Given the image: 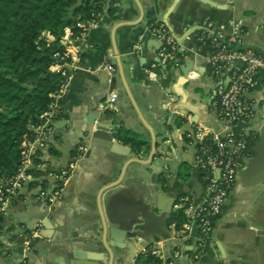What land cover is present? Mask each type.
Returning <instances> with one entry per match:
<instances>
[{"label":"crops","instance_id":"obj_1","mask_svg":"<svg viewBox=\"0 0 264 264\" xmlns=\"http://www.w3.org/2000/svg\"><path fill=\"white\" fill-rule=\"evenodd\" d=\"M173 3L174 0H104L95 28L82 35L67 34L72 52L66 68L72 77L60 99L53 134L40 151V160L46 165L47 162L51 165L52 160L57 166L72 145L83 144L81 129L85 121L98 112L112 119L113 129L132 130L145 144L135 152L118 141L134 151L136 157L108 149L91 152L88 159L82 160V165H76L61 197L50 208L46 205L44 208L36 199L48 176L32 174L30 183L25 182L19 189V198L13 199L0 216V264H66L69 251L73 252L71 254L77 251L72 249L74 241L70 233L75 229L101 230L104 222L111 243L125 242L120 221L134 206L144 208L149 215L147 229L151 236L146 240L138 237L139 243L144 241L140 253L160 243L168 259L175 247L182 246L188 252L171 259L170 264H264V181L248 187L235 181L214 223L215 240L210 236L197 258L193 257V245L174 237L176 227L169 220L173 212L179 211L177 197L181 194L198 196L203 186L202 173L193 164L195 148L183 132L195 124L220 126L209 108L217 84L207 64L212 50L200 45L198 29L205 19L225 34L239 27L243 31L244 47L264 54V0H179ZM158 22L166 25L181 48L165 65L158 57L161 42L149 31V26ZM105 54L111 55L115 65L112 73L99 66ZM180 66L188 69L186 74H182ZM110 90L118 93L115 107L100 112L99 107ZM206 94L208 98L204 97ZM251 96L258 104L263 98L260 81L253 85ZM263 124L262 116L250 122L258 131L250 145L251 154L238 171L248 166L251 159L258 158L260 164L264 161L262 153L255 150ZM154 142L151 164H156L162 153H166L164 157L172 163V174L168 177L155 174L150 164L134 161L147 160ZM186 187L189 189L185 190ZM34 194L35 197L27 199ZM46 213L49 220L44 218ZM74 216L80 219L74 221ZM41 222L50 227L41 228L42 235L31 248L14 242L22 235L19 230L35 228ZM166 232L167 236L163 237ZM51 235L50 239L43 237ZM10 236H14L11 242ZM3 240L10 245L5 246ZM92 243L96 241L93 239ZM135 251L128 249L122 256L123 262L118 264H131L137 255ZM94 256L95 252H87L86 258H77L83 263H93Z\"/></svg>","mask_w":264,"mask_h":264},{"label":"built area","instance_id":"obj_2","mask_svg":"<svg viewBox=\"0 0 264 264\" xmlns=\"http://www.w3.org/2000/svg\"><path fill=\"white\" fill-rule=\"evenodd\" d=\"M80 28L77 33L84 34L87 30L97 26V17H91L85 24L77 22ZM151 34L161 42L158 51L160 63L165 65L181 48L175 41L166 25L162 22L149 26ZM70 28L64 29L59 38L62 51H56L53 56L56 61L50 70L60 72L62 79L58 88L49 94L51 101L47 110L40 114L38 123L28 124V133L24 134L20 144L21 162L17 172L10 178L0 179V216L8 209L9 204L19 193L25 182L32 178L27 170L32 166L44 167L40 160V151L47 145L53 134V120L60 108V99L67 87L72 73L66 68L71 61V50L67 43V34ZM243 31L236 27L230 34L214 27L212 21L205 19L198 29V42L202 46L211 48L207 56L209 74L217 80L214 95L210 102V110L219 122V128L210 125L195 124L183 132L185 138L194 146L193 164L202 173V191L198 196L181 194L177 197V208L182 213L183 222L179 228L175 223L174 237L188 241L193 245V257L197 258L203 252L204 245L210 240L214 223L220 216L225 200L236 181L238 169L250 156V145L257 135V128L250 126V122L263 115L257 103L252 98V88L256 81H260L264 97V57L251 48H246L242 42ZM53 40V37H50ZM139 48L138 45L135 46ZM108 73L115 71L111 55L105 54L99 65ZM111 82V78H108ZM118 93L110 90L99 107L100 112L112 110ZM112 131V126L109 127ZM84 145H79L77 153L72 157L67 168L55 173L49 171L47 176L60 179L57 189L48 192L46 188L39 191L36 196L38 202L50 208L61 197L65 185L70 180L73 170L83 157ZM39 159L38 163L35 160ZM193 227L197 233L192 240ZM42 226L32 231L24 240L23 245L31 248L40 237ZM3 244L10 242L3 240ZM141 253L153 255L154 260L148 264H170L171 259L188 254L185 248L172 249L171 259L167 258L162 244L148 246Z\"/></svg>","mask_w":264,"mask_h":264},{"label":"trees","instance_id":"obj_3","mask_svg":"<svg viewBox=\"0 0 264 264\" xmlns=\"http://www.w3.org/2000/svg\"><path fill=\"white\" fill-rule=\"evenodd\" d=\"M103 3L104 0H0V179L17 172L20 144L29 132L27 126L40 122V114L51 101L49 94L62 79L60 72L50 68L56 61L53 54L62 51L59 38L64 29L80 31L76 23L85 24L91 17L100 16ZM113 137L135 152L145 144L132 130L118 128ZM78 146L71 150L68 164ZM38 162L36 159L35 163ZM53 167L47 162L44 169L35 167L27 171L46 176L49 171L58 173L64 169ZM60 183V179L45 177L39 191H53ZM169 220L179 228L182 213L173 212ZM152 260L153 255L139 253L131 264H148Z\"/></svg>","mask_w":264,"mask_h":264},{"label":"water","instance_id":"obj_4","mask_svg":"<svg viewBox=\"0 0 264 264\" xmlns=\"http://www.w3.org/2000/svg\"><path fill=\"white\" fill-rule=\"evenodd\" d=\"M179 0H174L173 5ZM173 5L171 6L173 8ZM171 8V9H172ZM264 57V54H261ZM118 67L120 70H122L121 64L117 63ZM180 69L182 71V74L187 73V68L180 66ZM126 89L128 91V88L126 86ZM257 106L259 108L260 106V111L262 110L264 112V97L261 99L259 104L257 103ZM95 115L93 116L92 119H87L86 125L81 129L82 131V136L81 141L85 147V151H83V157L82 159L78 162V166L82 165L83 162L82 160L88 159L89 156L91 155V152H101V150H110L111 152L117 153L119 155L123 156H129V157H134L135 152L132 151L129 147H125L124 145L120 144L118 141H113V134L116 130L112 131L109 127L112 126L113 121L110 118H104L101 113H94ZM258 116H262L264 120V113L263 115L258 113ZM260 134V141L256 143L255 150L258 153H262L260 155L262 159H264L263 154H264V124L259 130ZM75 145H72L71 148L67 151V153L63 156V158L58 161V165H56V162L50 160V163L54 167H60V168H66L68 165V161L70 158V152L74 148ZM155 145L156 143L154 142L152 147L153 151L149 158L147 160H141L137 159L134 160L136 163H139L141 165H149L150 164V170L153 171L155 174L159 173L162 174L164 177H168L170 174H172V166L171 162L164 157V154L162 153V156L160 157L159 161L156 164H151L153 156H154V151H155ZM92 155H94L92 153ZM136 157V156H135ZM260 161L258 158L251 159L248 162V166L244 167L243 169L238 171L236 181H241L246 187L252 186L254 184H257L259 182L264 181V161L261 162L260 167H259ZM53 167V168H54ZM34 168V166L31 167V169ZM76 173V172H75ZM50 178V177H47ZM195 178V177H194ZM51 179V178H50ZM30 181H27L26 184L28 185ZM194 183H192L193 185ZM196 187V186H194ZM189 187H186L185 190H188ZM48 192H51L49 190ZM200 193V190H197V194ZM87 194V193H83ZM174 194V193H173ZM36 194L30 195L27 197V199H32L35 197ZM19 195L15 197V199H18ZM20 202V200H17ZM43 207L45 208V204H42ZM28 206V204H26ZM24 206V208H26ZM33 206V204L31 205ZM129 214H125L126 218L120 221V224L122 225V229L124 230V236L126 238L125 242H119L118 244H113L109 241V238L107 236V226L106 223L104 222V225L101 230H95L94 228H91L89 232H86L85 230H77L75 229L73 232L70 233L69 237L74 241V244L72 245L73 251L76 249L77 251L74 252V254H71L73 252H70V256H68V261L66 264H118L123 262V254H125L128 249L133 248L136 249L135 253L139 254L140 249L142 246H144V241L142 243L138 242V237H141L143 240H146L148 237L151 236V233L148 232L147 229V223H148V213L144 208L138 207L136 208L135 206L132 207L129 210ZM48 213L44 214V218L49 220L48 218ZM87 215V214H86ZM43 218V217H42ZM41 221H43V219ZM164 218V217H163ZM74 221H78L80 218L79 216H74L72 218ZM42 227L44 228H49L50 226L46 225L44 222L40 223ZM37 228V225L35 228H26V229H21L19 230V234H22L19 238L20 239H15L14 242L17 244L23 243L24 240L28 237V235L34 231ZM214 231L215 229H212L211 232V239L214 241ZM28 232V234H26ZM114 231H112L113 233ZM197 230L195 227H193L192 232H191V237L190 240L193 239V237L196 235ZM40 234V232H39ZM167 232L163 234V237H166ZM42 235V234H40ZM14 236L8 237L11 242ZM45 238L50 239L48 236H43ZM96 241V244L92 243V240ZM219 250L222 252V248L220 245H218ZM87 252H95L96 256H94L92 259L93 263H83L80 261L79 258H86ZM73 255V256H71ZM134 253L132 254V256Z\"/></svg>","mask_w":264,"mask_h":264},{"label":"rangeland","instance_id":"obj_5","mask_svg":"<svg viewBox=\"0 0 264 264\" xmlns=\"http://www.w3.org/2000/svg\"><path fill=\"white\" fill-rule=\"evenodd\" d=\"M204 97H207V98H208V97H209V95H208V94H206V95H204Z\"/></svg>","mask_w":264,"mask_h":264}]
</instances>
